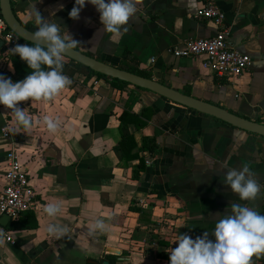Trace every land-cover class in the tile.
Masks as SVG:
<instances>
[{
  "label": "crops",
  "instance_id": "0c3cea01",
  "mask_svg": "<svg viewBox=\"0 0 264 264\" xmlns=\"http://www.w3.org/2000/svg\"><path fill=\"white\" fill-rule=\"evenodd\" d=\"M208 2L225 13L229 45L252 58L250 70L233 82L205 69L204 56L173 55L191 39L218 33L213 22L196 17ZM11 5L18 20L36 30L27 0H11ZM137 5V15L120 34L105 30L90 3L75 20L68 16L74 0H43L36 7L80 42L75 49L118 68L149 73L185 95L264 123V0H137ZM4 48L0 41V74L14 81L11 61L2 60ZM68 77L71 84L54 97L19 102L30 120L27 129L12 109L0 105V171L11 148L2 129L9 127L19 138L15 148L37 202L4 227L17 244L0 235V264H170L169 252L180 234L194 239L207 231L214 239V226L232 214L231 204L264 214L263 137L147 90H118L82 74ZM131 94L138 98L133 112H149L142 117L143 127L130 126L137 157L120 161L115 153L122 140L119 117ZM45 116L57 122L55 131ZM146 137L157 140L154 155L141 150ZM141 160L147 169L134 180ZM242 164L258 182L254 199L241 200L223 182L227 169ZM3 186L0 174V191ZM49 206L57 211L49 214ZM28 221L36 229H13ZM263 262L264 252L252 255L251 264Z\"/></svg>",
  "mask_w": 264,
  "mask_h": 264
},
{
  "label": "clouds",
  "instance_id": "9594fccd",
  "mask_svg": "<svg viewBox=\"0 0 264 264\" xmlns=\"http://www.w3.org/2000/svg\"><path fill=\"white\" fill-rule=\"evenodd\" d=\"M27 2L28 11L37 26L32 36L33 44L17 43L11 50L32 71L23 80L15 82L0 74V105L12 109L25 129L30 127V120L19 102L32 98L48 99L70 85V78L62 71L63 57L80 44L68 32L63 33L59 23L42 15L36 5L43 0ZM86 3L95 6L105 30L113 34L126 32L124 26L137 15V0H74L68 16L79 19ZM44 120L49 130L55 131L57 122L48 116ZM239 135L243 138L244 134ZM223 182L241 200L254 199L259 191L258 182L247 164H242L238 169H227ZM231 208L232 214L216 222L211 234L214 239L209 238L207 231L194 239L186 233L180 234L175 241L178 242L177 246L169 252L170 264H251L253 254L264 252V214L239 204H231ZM46 211L53 214L57 209L49 206ZM96 226L103 225L97 222ZM49 231L54 229L50 227Z\"/></svg>",
  "mask_w": 264,
  "mask_h": 264
},
{
  "label": "built area",
  "instance_id": "2783aa9c",
  "mask_svg": "<svg viewBox=\"0 0 264 264\" xmlns=\"http://www.w3.org/2000/svg\"><path fill=\"white\" fill-rule=\"evenodd\" d=\"M196 17L213 22L219 28L218 33L211 38L191 39L181 47L175 48L173 55L176 58L204 56L206 58L204 68L230 82L248 72L252 66V58L229 45L230 30L225 24V13L214 2H208L197 12ZM0 41L4 43L10 54H13L11 49L15 44H25L9 29L1 14ZM2 135L9 140L11 148L5 156V168L0 171L4 178V186L0 191V220L3 216H8L10 221L14 222L18 221L21 215L35 208L36 193L15 148L19 141L18 136L9 127L2 129ZM0 235L6 243L12 246L17 244L13 233L5 230L1 222Z\"/></svg>",
  "mask_w": 264,
  "mask_h": 264
},
{
  "label": "water",
  "instance_id": "95a60500",
  "mask_svg": "<svg viewBox=\"0 0 264 264\" xmlns=\"http://www.w3.org/2000/svg\"><path fill=\"white\" fill-rule=\"evenodd\" d=\"M0 14L11 31H13L24 42L33 44V32L27 29L18 20L13 11L11 0H0ZM64 57L74 62H77L105 77L117 79L126 82L132 86L138 87L140 89L147 90L177 105L195 111L196 113L213 117L234 128L264 138V123L251 121L249 119L231 113L228 110L218 107L214 104L185 95L184 93H181L173 88L161 84L158 80L154 78L149 79L122 70L116 67L115 65H110L102 60L93 58L75 48L68 51L64 55ZM9 220L10 218L8 216H3L0 222L3 227H6ZM110 251L113 253H118V251L116 250ZM94 264H97V262H94ZM102 264L108 263L103 262Z\"/></svg>",
  "mask_w": 264,
  "mask_h": 264
},
{
  "label": "trees",
  "instance_id": "16d2710c",
  "mask_svg": "<svg viewBox=\"0 0 264 264\" xmlns=\"http://www.w3.org/2000/svg\"><path fill=\"white\" fill-rule=\"evenodd\" d=\"M25 27L27 29H29L30 31L34 32L35 30L31 29L30 27L26 26ZM23 43L25 44H29L32 45L31 43H27L24 42L23 40H21ZM4 52L2 55V60L3 62L7 63L9 61H11L14 70H15V75L16 78L14 80L15 81H20L23 80L24 77L26 75H28L32 70L28 67L27 63L23 60L20 59L18 54H10L7 48H4ZM78 50V49H77ZM64 61H68V62H63V74H66L68 76H74L75 74H82L88 77H96L98 80H102L104 79L105 81H107L108 83L111 84V86L115 89H123L124 87L127 86H131L133 87L135 90H142L138 87L132 86L126 82L117 80V79H112V78H108L105 77L99 73H96L94 71H92L91 69L77 63L74 62L68 58L63 57ZM2 62V66H4L5 64H3ZM1 65V63H0ZM1 69V67H0ZM122 70L128 71L130 73L145 77V78H149L152 79V75H150L149 73H143L140 72L136 69H124V68H120ZM4 71V68H3ZM2 72V70H1ZM138 101V98L136 97V95L131 94L128 103H127V107L126 110L122 113V115L119 117V121H120V132H121V136H122V140L119 143V146L115 148V153L117 155V157L119 158L120 161H129L131 159H135L137 157L136 154H133V151L137 148V144L135 142L134 139V134L131 132L130 130V126L131 125H135L136 128H141L145 125V122L142 120V117L147 118L148 117V109H145L142 114H136L133 112V107L136 104V102ZM262 123V122H259ZM142 151L144 152H148L151 155H154L157 151V140L155 137H146L144 138L143 141V146H142ZM147 169L144 160H141L139 165H137L134 170H133V179L137 180L140 178V175L142 172H144ZM13 229H29V230H34L36 229V223L34 221H28L26 222V224H15L12 225Z\"/></svg>",
  "mask_w": 264,
  "mask_h": 264
}]
</instances>
